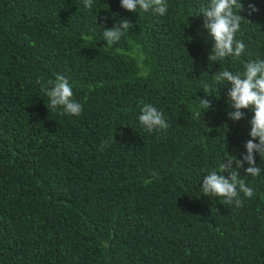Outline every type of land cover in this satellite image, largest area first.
<instances>
[{
    "label": "trees",
    "instance_id": "trees-1",
    "mask_svg": "<svg viewBox=\"0 0 264 264\" xmlns=\"http://www.w3.org/2000/svg\"><path fill=\"white\" fill-rule=\"evenodd\" d=\"M166 2L161 16L120 0L91 9L0 0V264H264L259 153V176L246 162L239 169L255 193H240L243 207L201 190L251 139L254 112L230 119L231 85L214 75L264 60V0H242L236 39L246 50L217 62L201 14L209 0ZM249 4L259 11L249 15ZM122 18L133 28L106 46L103 30ZM57 73L73 84L80 116L46 106L36 80ZM200 98L211 100L207 111ZM144 104L164 113L167 130L139 123Z\"/></svg>",
    "mask_w": 264,
    "mask_h": 264
},
{
    "label": "clouds",
    "instance_id": "clouds-1",
    "mask_svg": "<svg viewBox=\"0 0 264 264\" xmlns=\"http://www.w3.org/2000/svg\"><path fill=\"white\" fill-rule=\"evenodd\" d=\"M84 6L91 9L93 0H83ZM121 7L129 12L141 9L145 12L151 10L154 14L165 15L168 11L166 0H120ZM245 10L242 0H209L207 5L201 7V14L204 16L203 27L208 30L214 46L209 54L210 62H217L228 56L240 57L246 50L243 41L236 39L237 32L240 31L241 22L245 18L240 13ZM249 15L258 12L255 4L248 5ZM133 24L128 18H122L118 24L110 29L103 30V37L107 44L112 46L120 41L121 37L130 29ZM82 39H91L87 35H82ZM217 82H227L230 84L228 92L229 104L232 111L228 113L230 119L239 121L244 118V109H251L254 112L250 120L251 139L246 144V154L243 159H235L228 156L219 165V170L208 171L203 177L202 192L207 196H215L224 205L237 208L243 207L244 197L251 198L255 195L253 188L248 186L241 178L239 169L244 168L245 162L248 167L245 169L247 175L259 176L261 167L256 166L255 154L259 153L264 159V60H250L245 63L243 72L233 73L230 70L218 71L214 75ZM36 83L49 98L46 105L48 109H62L61 115L80 116L83 112V105L77 102L74 97L73 84L63 74H55L54 79L44 80L38 78ZM203 91L211 96L210 87L205 85ZM199 107L206 109L211 107V100L200 98ZM194 109V116L201 119V113ZM139 123L148 131L167 130L169 123L165 119L164 113L151 104H144L141 114L138 116ZM259 141L256 143L255 141ZM108 143L102 141L100 148L103 150ZM227 174L224 175V174Z\"/></svg>",
    "mask_w": 264,
    "mask_h": 264
}]
</instances>
